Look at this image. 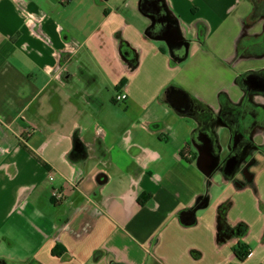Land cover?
I'll list each match as a JSON object with an SVG mask.
<instances>
[{"label": "crops", "instance_id": "obj_1", "mask_svg": "<svg viewBox=\"0 0 264 264\" xmlns=\"http://www.w3.org/2000/svg\"><path fill=\"white\" fill-rule=\"evenodd\" d=\"M253 10L0 0V260L264 264V90L244 82L264 78ZM170 87L226 127L223 108L237 111L232 175L212 131L217 155L197 139L199 120L161 100Z\"/></svg>", "mask_w": 264, "mask_h": 264}, {"label": "trees", "instance_id": "obj_2", "mask_svg": "<svg viewBox=\"0 0 264 264\" xmlns=\"http://www.w3.org/2000/svg\"><path fill=\"white\" fill-rule=\"evenodd\" d=\"M253 3H254V10L249 18V21L252 23L257 22L261 19H264V0H253ZM171 90H172V87L167 88L166 90L163 91L161 95V100L170 105L171 103L169 102L168 95L171 92ZM194 117L197 120H199L201 123H203L207 129L209 128L214 118V116L211 113H203L200 111H195ZM222 119L226 125L231 126L233 124L235 125L237 124L236 122H238L239 117L235 109L227 106L223 108ZM197 134L198 133L195 134V138ZM150 198H151L150 195L145 196V201H147ZM145 201L144 199L140 200V204L141 205L144 204ZM235 255L237 256L239 260L245 261L249 257L250 251L247 247L239 244L237 248L235 249ZM99 256H100V253H97L95 255V258H98ZM0 264H6V262L4 260H0Z\"/></svg>", "mask_w": 264, "mask_h": 264}, {"label": "flooded vegetation", "instance_id": "obj_3", "mask_svg": "<svg viewBox=\"0 0 264 264\" xmlns=\"http://www.w3.org/2000/svg\"><path fill=\"white\" fill-rule=\"evenodd\" d=\"M148 9H152L151 6H147ZM162 30V28L158 27L157 31L160 32ZM168 36H171V32H167L166 33ZM174 51H181V50H174ZM245 84L247 85L248 88H252L253 90H264V78L259 76V75H249L246 79H245ZM181 98H186L184 103H180V99ZM168 99L169 102L171 103V105L173 107H175L176 109L182 111V112H186L192 116H194V112L198 111L197 109L194 108L193 103L191 102V100L187 97V95L184 92L181 91H171L168 95ZM222 117V114H221ZM203 125V129L199 132V135L197 136L198 140H201L203 148L210 150L212 152V155L214 153V155L218 154V150L215 148L214 143L212 141V138L210 136V126L207 129L204 124ZM228 126V125H227ZM232 130H234L236 137L238 136V130L236 128V125L233 124L231 126H229ZM237 140V139H236ZM233 156L238 157V152H232L230 158H232Z\"/></svg>", "mask_w": 264, "mask_h": 264}, {"label": "rangeland", "instance_id": "obj_4", "mask_svg": "<svg viewBox=\"0 0 264 264\" xmlns=\"http://www.w3.org/2000/svg\"><path fill=\"white\" fill-rule=\"evenodd\" d=\"M210 130L212 131L215 140L218 142V146L222 151L223 157L225 159L229 158L232 153L231 143L238 139L234 130L219 123L218 120L212 121L210 124Z\"/></svg>", "mask_w": 264, "mask_h": 264}, {"label": "built area", "instance_id": "obj_5", "mask_svg": "<svg viewBox=\"0 0 264 264\" xmlns=\"http://www.w3.org/2000/svg\"><path fill=\"white\" fill-rule=\"evenodd\" d=\"M128 100L126 93H118L115 97L116 103H124ZM54 180V178H52ZM52 197L56 202H61L64 199V194L59 189H53Z\"/></svg>", "mask_w": 264, "mask_h": 264}, {"label": "water", "instance_id": "obj_6", "mask_svg": "<svg viewBox=\"0 0 264 264\" xmlns=\"http://www.w3.org/2000/svg\"><path fill=\"white\" fill-rule=\"evenodd\" d=\"M186 98H181L180 103H184ZM239 161L236 156H233L232 158L228 159L225 166V173L227 175H232L238 165Z\"/></svg>", "mask_w": 264, "mask_h": 264}]
</instances>
